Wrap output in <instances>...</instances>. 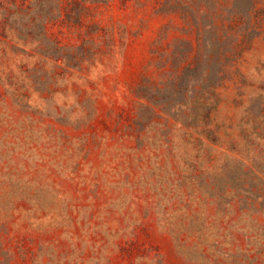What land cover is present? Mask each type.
I'll list each match as a JSON object with an SVG mask.
<instances>
[{
  "label": "rangeland",
  "instance_id": "obj_1",
  "mask_svg": "<svg viewBox=\"0 0 264 264\" xmlns=\"http://www.w3.org/2000/svg\"><path fill=\"white\" fill-rule=\"evenodd\" d=\"M0 264H264V0H0Z\"/></svg>",
  "mask_w": 264,
  "mask_h": 264
},
{
  "label": "trees",
  "instance_id": "obj_2",
  "mask_svg": "<svg viewBox=\"0 0 264 264\" xmlns=\"http://www.w3.org/2000/svg\"><path fill=\"white\" fill-rule=\"evenodd\" d=\"M167 1V0H166ZM180 4L178 3V7H180V9H182V11L184 12V8L182 6H179ZM195 20V19H194ZM195 23L197 24V20H195ZM215 28V26H214ZM184 43L186 45H188L189 47L192 46V41L191 40H188V39H184ZM202 51V50H201ZM201 51H198V53L196 54V57H195V65L198 67V69H201L202 68V64H203V59L201 57ZM200 79V82L203 83L205 80H207V78L204 76V77H201L199 78Z\"/></svg>",
  "mask_w": 264,
  "mask_h": 264
}]
</instances>
